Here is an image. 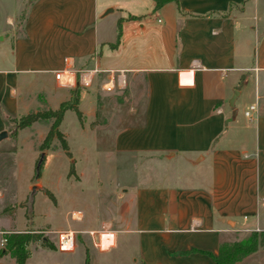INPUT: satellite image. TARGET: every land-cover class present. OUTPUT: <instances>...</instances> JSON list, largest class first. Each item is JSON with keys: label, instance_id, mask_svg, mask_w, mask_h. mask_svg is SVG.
<instances>
[{"label": "crops", "instance_id": "crops-1", "mask_svg": "<svg viewBox=\"0 0 264 264\" xmlns=\"http://www.w3.org/2000/svg\"><path fill=\"white\" fill-rule=\"evenodd\" d=\"M176 2L154 10L152 0H0V132L76 96L91 120L80 132L112 129V158L184 167L132 164L140 180L112 203V220L64 232L93 237L101 227L108 249L124 234L139 264H214L220 244L264 232V0ZM239 21H252L241 42ZM98 93L108 95L100 102ZM70 219L82 221V211ZM256 254L264 247L235 264Z\"/></svg>", "mask_w": 264, "mask_h": 264}, {"label": "rangeland", "instance_id": "rangeland-1", "mask_svg": "<svg viewBox=\"0 0 264 264\" xmlns=\"http://www.w3.org/2000/svg\"><path fill=\"white\" fill-rule=\"evenodd\" d=\"M261 9L262 6L259 5L258 10ZM116 14V11L113 12L107 19ZM20 18L19 16L18 23ZM257 23L256 35L251 42V57L253 38L256 47V42L261 37ZM249 26H252V21ZM249 26L247 22L245 26L240 21L237 22L238 41H242L244 32L248 33ZM252 33L251 30V35ZM4 43L7 40L0 42V47ZM107 95L98 93L100 102ZM67 102L76 106L79 116L73 109H68L57 127L66 151L62 149V140L57 135H54L47 148L39 150L52 120L37 121L22 130H16L14 120L6 125L7 138L0 141V248L4 246L3 237L9 231H35L39 234L38 237L47 239L53 249L41 246L39 240L30 242L26 247L28 257L25 264H139L136 244L132 240L126 242L124 234L116 233V246L108 249L111 236L101 234L98 238L101 227L93 237L87 232L83 235L78 231L73 232L74 234L64 231L82 230L87 222L93 226L100 220H112V203L123 198L126 191H130V184L140 180H133L132 164L136 168L149 165L152 171L164 167L181 170L184 166L178 161L156 165L152 158H112L109 155L112 129L104 133L97 130L82 134L80 129L83 124H86V128L91 123L82 114L86 110L85 106L82 103L77 105L76 96H72ZM46 110L48 109L43 107L26 114ZM117 181L122 186L117 187ZM141 182L150 184L152 179H142ZM32 185H36L38 189L30 199L29 189ZM75 210L82 211V221L74 222L70 219L71 211ZM106 227L107 225L104 228ZM97 238L98 247L103 251L92 245V241L96 242ZM73 243L74 250H71ZM133 259H136V263ZM0 264L14 263L5 255L0 258ZM242 264H264V257L256 254Z\"/></svg>", "mask_w": 264, "mask_h": 264}, {"label": "trees", "instance_id": "trees-1", "mask_svg": "<svg viewBox=\"0 0 264 264\" xmlns=\"http://www.w3.org/2000/svg\"><path fill=\"white\" fill-rule=\"evenodd\" d=\"M154 3V10H157L162 5L167 3L177 4L176 0H152ZM137 18L132 16H127L126 20H136ZM120 36V21L117 22V33L116 40L111 48L116 47L119 42ZM76 101V99H74ZM73 109L79 116L74 104H69L68 102L61 103L56 110H46L42 112L29 113L25 116L14 121L16 130H22L37 121H47L52 120L49 131L39 146V150L47 148L50 144L51 139L54 135H57L61 140V135L57 131V127L61 121L63 113L68 110ZM63 143V140H62ZM62 149L66 151L65 144L63 143ZM38 233L35 231H9L3 237L4 246L0 248V258L2 256L8 255L9 258L13 260L14 264H25L28 257V252L26 250L27 245L32 242L39 240L41 246L53 249V247L48 243L47 239L38 237ZM37 238V239H36ZM264 247V232H252L245 239L229 243L220 244L218 247V252L215 257H211L214 264H235L250 254L254 253L258 248Z\"/></svg>", "mask_w": 264, "mask_h": 264}, {"label": "water", "instance_id": "water-1", "mask_svg": "<svg viewBox=\"0 0 264 264\" xmlns=\"http://www.w3.org/2000/svg\"><path fill=\"white\" fill-rule=\"evenodd\" d=\"M111 12V9H107L104 11L103 15L102 16H106L107 14H109ZM2 38L0 37V40ZM233 100H234V97H232V99L230 100L229 102V107L232 109V113H231V117H234L235 115V110L233 109ZM7 138V132L6 131H1L0 132V141L4 140ZM38 164L39 162L37 163L36 165V170H37V167H38ZM38 189V187L36 185H32L29 189V198L31 199V196L32 194Z\"/></svg>", "mask_w": 264, "mask_h": 264}, {"label": "bare ground", "instance_id": "bare-ground-1", "mask_svg": "<svg viewBox=\"0 0 264 264\" xmlns=\"http://www.w3.org/2000/svg\"><path fill=\"white\" fill-rule=\"evenodd\" d=\"M67 77H69V76H67ZM67 77H66V75L62 76L61 83L67 82ZM106 87H110V85H108ZM72 218H73V220L79 221L80 214L79 213H73Z\"/></svg>", "mask_w": 264, "mask_h": 264}, {"label": "built area", "instance_id": "built-area-1", "mask_svg": "<svg viewBox=\"0 0 264 264\" xmlns=\"http://www.w3.org/2000/svg\"><path fill=\"white\" fill-rule=\"evenodd\" d=\"M253 110H254V106H249L248 109L246 111H244V113H243L244 117L249 118L250 112Z\"/></svg>", "mask_w": 264, "mask_h": 264}]
</instances>
